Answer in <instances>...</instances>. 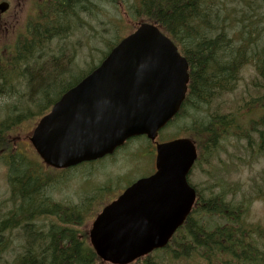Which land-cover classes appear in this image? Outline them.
Listing matches in <instances>:
<instances>
[{"label": "trees", "instance_id": "trees-1", "mask_svg": "<svg viewBox=\"0 0 264 264\" xmlns=\"http://www.w3.org/2000/svg\"><path fill=\"white\" fill-rule=\"evenodd\" d=\"M39 1L38 14L24 34L29 37L17 40L16 47L9 48L7 59L0 48V96L10 93L14 80L25 82L31 96L24 106L15 97L12 110H4L7 114L0 120V162L9 169L12 196L21 201L16 202L12 212L3 215L0 237L8 231L21 232L22 252L11 264H104L87 243L86 233L77 230L93 202H81L80 211L45 202L41 186L36 184L38 176L32 177L34 172L31 173L32 169L41 168L10 147L7 134L28 117L25 112L29 107L39 108L35 114L42 116L94 68L86 73L77 71L82 75L70 82L76 67L72 58L59 59L65 55V47L49 50L54 41H63L67 46L62 33L69 36L78 15L94 20L96 1L116 5L122 0H51L50 4L49 0ZM47 8L43 18L46 14L42 11ZM126 13L133 18V29L139 22L158 26L187 60L189 84L181 111L190 107L202 118L188 130L189 138L209 154L219 144L243 143L241 148L249 158H259L264 151V0H127ZM35 21L40 23L34 24ZM248 66L256 79L246 85L250 91L240 93V103L244 102L233 109L236 104L230 107L224 98L235 91L241 71ZM254 111L259 112L256 119L245 117ZM254 142L258 151L251 148ZM32 183L36 189L29 192ZM206 191L205 195L204 190H196L191 214L169 245L137 262L159 264L152 258L162 254L186 264L194 259L199 264H264V228L248 224L245 218L250 198L235 202L240 190L227 184H215ZM255 195L264 198V190H257ZM40 196L42 201H37ZM53 217L58 222H37ZM206 218H217L223 224L208 228Z\"/></svg>", "mask_w": 264, "mask_h": 264}, {"label": "water", "instance_id": "water-1", "mask_svg": "<svg viewBox=\"0 0 264 264\" xmlns=\"http://www.w3.org/2000/svg\"><path fill=\"white\" fill-rule=\"evenodd\" d=\"M6 9L1 3L0 13ZM188 82V62L172 40L156 25L140 23L62 94L30 143L46 166L63 170L111 155L131 138L155 141L179 112ZM155 148V173L129 186L91 225L89 243L103 262L131 264L165 248L191 212L194 144L175 139Z\"/></svg>", "mask_w": 264, "mask_h": 264}, {"label": "rangeland", "instance_id": "rangeland-1", "mask_svg": "<svg viewBox=\"0 0 264 264\" xmlns=\"http://www.w3.org/2000/svg\"><path fill=\"white\" fill-rule=\"evenodd\" d=\"M2 1L9 4L8 10L4 14H0V48L6 58L9 55V48L16 47L15 42L17 40L29 37L28 34H24L27 32V28L31 27L38 14L40 1L0 0V3ZM51 2L49 0V4ZM48 8L42 11L46 14L43 18H46ZM126 10L127 0H122L116 5L96 1L94 20H89L84 15H78L79 19L75 22L76 26L72 27L69 36L66 38V33H62V38L67 39L69 44L66 46L63 41L56 43L55 40L49 47V50L51 48L54 52L57 51L59 45L66 48L65 55L58 57L61 60L63 56L64 59L65 57L67 59L72 58L71 63L74 62L76 73L72 74L70 82L77 81L82 75L81 73H86L95 65L97 66L112 45L132 32L133 18L128 16ZM37 23L40 22L35 21L34 24ZM69 38L70 41H68ZM22 44L18 47L21 48ZM77 71L82 72L78 73ZM252 78L256 79L253 69L250 66L245 67L241 71V78L235 91L224 98L228 106L233 107L236 104V107L233 108L235 109L244 102L240 103L239 95L243 90L250 91L246 85L250 84ZM19 86H23V88L20 90ZM9 91L8 95L0 96V120L7 114L4 110H12L15 97L19 98L23 106L25 101L29 100V97L31 98L25 82L19 84L14 80ZM189 108L183 110L172 123L167 124L159 132L158 141L191 136L188 130L192 129L194 124L202 118L200 113ZM37 110L39 108L29 107L25 112V116L28 117L22 118L19 125L8 132L7 138L10 147L22 152V154L24 153L27 156V162L30 160L31 164L41 168L39 171L32 169L31 173L34 172L32 177L38 176L36 184L41 186L42 196L47 202L63 206L65 210L75 211H80L83 208L81 202H93L84 215L82 225L77 229L87 234L95 215L106 203L114 199L130 182L141 176H146L154 170V148L149 141L143 137H138L135 140L127 141V144L125 143L124 146L114 152L113 157L107 156L92 164L85 163L61 171L47 168L37 158L28 141L32 130L40 119V116L35 114ZM16 114L17 112L14 116ZM258 116L259 112L254 111L245 117L256 119ZM243 146V143L235 142H232L231 145L219 144L212 154H209L205 148L202 150L203 147L198 146L200 158L191 171L188 181L196 190H204L205 195L207 194L206 190L215 184H227L229 188L237 186L240 193L235 196V202L241 201L242 198H250L248 201L250 204L245 215L247 223L264 228V198L255 195L257 190H264L262 183V178H264V151L261 152L262 155L259 158L251 159L249 154L241 148ZM251 148L258 151L255 142L252 143ZM8 172L9 169L4 166L3 162H0V221L3 220V215L14 210L17 205L16 202H21L18 197L12 198ZM34 188L36 189L32 183L28 186V191L32 192ZM43 198L40 196L37 201H42ZM83 212L85 213V211ZM51 221L58 222V219L49 218L37 222L48 225ZM205 222L208 228L216 224H223L217 218H206ZM19 235L21 232L13 230L5 232L0 237V264H11L16 255L22 252L23 240ZM5 248L8 249L3 251ZM152 260L159 264H186L184 261H172L164 258L162 254H157ZM191 264L199 263L194 259Z\"/></svg>", "mask_w": 264, "mask_h": 264}, {"label": "flooded vegetation", "instance_id": "flooded-vegetation-1", "mask_svg": "<svg viewBox=\"0 0 264 264\" xmlns=\"http://www.w3.org/2000/svg\"><path fill=\"white\" fill-rule=\"evenodd\" d=\"M65 93V92H64ZM45 202H47V201H45Z\"/></svg>", "mask_w": 264, "mask_h": 264}]
</instances>
